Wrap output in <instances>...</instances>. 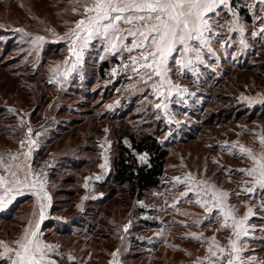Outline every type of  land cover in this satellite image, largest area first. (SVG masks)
I'll use <instances>...</instances> for the list:
<instances>
[{"label": "rangeland", "instance_id": "rangeland-1", "mask_svg": "<svg viewBox=\"0 0 264 264\" xmlns=\"http://www.w3.org/2000/svg\"><path fill=\"white\" fill-rule=\"evenodd\" d=\"M88 2L90 0H0L2 30L0 55L10 63L11 70H6L14 72L4 76L0 74V96H3L0 103L16 114L18 123L24 111L31 112L38 151L41 150L44 139L54 134L56 136L62 134L52 146L56 150H50L36 162L37 151L33 163L39 165L42 160L49 161V180L53 169L60 171L63 170L61 165L77 162L78 160L72 159L75 153L71 146L77 150L84 144L82 141L85 129L90 120L96 117L99 128L95 134L93 133L95 138L88 142L87 147L90 149L88 155L96 157V163L90 166L83 176L85 191L77 202V207L81 209L84 206V198V200L101 198L106 193L98 188L99 184L107 179L112 168L116 133L124 136V130L136 135L141 132H152L170 151L161 185L150 191L147 199L136 201L133 215L119 223L120 244L109 254L108 263L125 264L123 258L126 254L124 257L122 249L127 251L130 242L142 239L149 241V245L143 247L145 250H142V247L138 248L137 245L139 252H127L128 256H134L133 264H163L165 250L168 251L175 241L178 242L175 237L171 238L174 235L181 237L184 250L178 259L170 255L168 264H195L198 258H203L207 254L210 238L213 236L222 246H228L229 239L235 237L233 229L220 226L223 217L218 210L213 209L208 213L196 203L198 198L211 200V195L205 196L203 191L197 192V185H189L185 181V177L191 173L195 181H207L206 185H199V189H207L209 185H214L217 189L227 191L229 196L225 203L233 209L234 216L238 213L237 204L245 200V195L246 201L249 199V202L257 207L259 211L257 238L249 244V252L255 254L251 258V264H264V189L256 185L253 192H247L246 189L253 185L245 183L250 181L245 172L238 171L252 166L248 161L245 164L242 162L247 155L241 152L244 142H240L239 136L250 131L248 127L251 122L262 123L264 118L243 122L236 120V117L231 119L228 115H219L215 123L205 118L207 108L214 100L212 97L215 86L236 66L252 62L262 50L264 0H228L229 6L228 4L220 6L215 10L218 15L210 14L213 18L209 22L215 29V35L212 36L210 43L215 55L204 49L201 52L202 60H193L189 67L176 64L170 57L167 75L172 85L179 87L172 88L169 93L170 85L164 84V92L160 96L152 86L153 83H160L158 77L153 75L152 79L148 80L150 73L146 74L145 69L133 70L135 66L130 57L135 56L139 61L141 58L138 50L131 53L125 50L106 52L104 49L108 42L94 36L88 47L83 49L82 60L76 62V57L69 51L70 47H73L70 37L75 29V22L84 15L83 5ZM239 7L247 8L251 22L246 21L239 13ZM233 13L236 14L235 17ZM235 20H238L237 30H231ZM238 28H243L244 31L241 33ZM252 32L257 34L253 36ZM36 36H42L44 39L38 43L34 42ZM125 44L130 46L131 38L126 40ZM101 57L117 59L109 71V79L101 78L97 73ZM173 57L183 60L184 54L173 53ZM18 83L20 88L24 87L22 85H28L29 90L18 92L16 89ZM237 98L239 103L251 107L264 106V90L254 93L242 92ZM158 103L162 104L161 108L155 107ZM36 105L40 110L35 114L33 109ZM73 120L75 122H72ZM70 124L74 126L70 128ZM20 128L23 130L20 141H24L27 139V133L21 126ZM254 135L249 138L248 144L252 149L256 147L259 149L258 152H264L260 139L257 140V135ZM72 136L76 141L69 145ZM123 143L130 146L128 137H123ZM67 153L71 155L65 156ZM144 154L137 155L140 162L147 160V155L144 159L140 158ZM80 155L83 153L75 156ZM105 158L107 164L102 168L100 165L105 163ZM73 173H77L76 176L79 177L82 175L75 171ZM174 177L181 179L177 181ZM188 187H193L194 190L187 196H182ZM47 193L49 194L48 191ZM28 205L31 208L29 207L28 214H25L27 222L36 207L34 202ZM48 214L47 210L43 222ZM33 216L32 224H35L39 216V207ZM167 218L174 222L170 220V224L166 226ZM138 220L144 222L150 220L156 222L158 226L150 229L146 235L141 234L134 230ZM125 225H128L126 231ZM42 227L43 225L40 226L42 241L58 246L48 253L58 264L88 262L89 252L83 255L80 251L73 250L71 246L64 249L58 240L59 235L51 231L47 238L44 233L48 230ZM22 232L23 229L18 237ZM193 233L202 235L196 239L191 235ZM18 237L13 239L12 236L8 237L0 232V240L9 244ZM161 239L166 240L163 241L165 244L162 245L163 249L158 252L149 251L152 245L154 243L156 245V241ZM69 240H72V237ZM167 245L169 247H166ZM133 249L134 247L131 248ZM0 251L3 249L0 248ZM114 251L117 253L115 257L111 255ZM244 251L243 248L242 252ZM242 252L241 259L245 260ZM69 253L76 257L75 261L68 259ZM0 264L4 262L0 261ZM203 264L207 262L203 261Z\"/></svg>", "mask_w": 264, "mask_h": 264}, {"label": "trees", "instance_id": "trees-1", "mask_svg": "<svg viewBox=\"0 0 264 264\" xmlns=\"http://www.w3.org/2000/svg\"><path fill=\"white\" fill-rule=\"evenodd\" d=\"M239 13L246 21H252L247 8L239 7ZM115 62H117V59L113 57L99 59L97 73L101 78L109 79V71ZM6 63L5 58L0 55V74L3 76L14 73L6 70H11L10 63ZM22 86L24 87L20 88L18 83L16 88L18 92L29 90L27 88L28 85ZM258 90H264V46L252 62L236 66L215 86L212 97L214 100L211 103L212 105L208 106L205 118L211 123H215L219 115H228L231 119L236 117V120L243 122L264 118V106L251 107L245 103H239L237 98L242 92L254 93ZM2 97L0 96V99ZM0 104V144L15 146L21 140L23 130L19 126L16 114L4 104ZM38 110L40 108L36 105L33 112L36 114ZM72 122H75V120ZM69 126L71 128L74 125L70 124ZM98 128L96 117L92 118L84 132L82 141L84 144L80 145L77 150L71 146L75 155L81 153L84 155H80L83 156H79L80 158L75 155L72 156V159L78 160V163L73 161L67 164L68 166L65 164L61 165L63 170H52L49 177V187L53 196V206L42 227L48 230L44 233L47 238L51 231L59 235L58 240L64 249H68L71 246L73 250H78L83 255L89 252V260L86 264H109V254L120 244L118 238L121 234V230L119 232L120 224L127 217L130 218L133 215L136 201L147 199L150 191L159 188L170 154L168 147L152 132H141L136 135L124 130V136L121 133L118 135L116 133L112 168L107 179L101 182L99 184L100 188H98L106 191V193L101 198L85 200L83 208L79 209L77 202L85 191L83 176L87 173V169L96 163V157L92 158L88 155L90 150L87 148L89 146L88 142L94 140L95 136H93V133L95 134ZM74 130L76 129H73V134L75 135L76 131ZM61 136L62 134L58 136L54 134L52 137L43 140L41 150L36 154V162L46 156L50 150H56L52 146ZM123 137H128L130 146L123 143ZM73 140L72 136V140L68 144L71 145L72 142L76 141ZM141 153L147 154L145 162L138 160L137 155ZM68 155L71 154L67 153L65 156ZM67 171L70 172L68 173ZM74 171L82 175L80 177L76 176L77 173H73ZM29 203L32 204L31 197H24L7 210L0 212V232H3L8 237L12 236L13 239L17 238L26 223L25 214H28ZM54 214L64 217V219L54 217ZM121 217L124 219H120ZM170 220L172 223L174 222L172 219L167 218L166 226L170 224ZM138 221V225L134 227V230L141 234L146 235L150 229L158 226L156 222L150 220H145V222ZM71 237L72 240L68 241ZM174 237L178 242L175 241L171 248L169 245L166 246L170 249L168 248V251L165 250V257L162 258L163 264L169 263L170 255L178 259L183 253V240L175 235L171 238L174 239ZM165 239L157 240L156 245L154 243L149 251H160L162 245H165L163 243V241H166ZM147 244L149 245V241L142 239L130 242V247L127 251L122 249L124 257L126 254V257L123 258L125 264H133L134 256H128L127 252H139L137 250L141 247L142 250H145L143 247L147 246ZM132 247H134L133 250H131ZM148 261L151 262V260Z\"/></svg>", "mask_w": 264, "mask_h": 264}, {"label": "snow or ice", "instance_id": "snow-or-ice-1", "mask_svg": "<svg viewBox=\"0 0 264 264\" xmlns=\"http://www.w3.org/2000/svg\"><path fill=\"white\" fill-rule=\"evenodd\" d=\"M227 3L228 0H90L83 5L82 18L75 22V29L70 37L73 47H70L69 51L74 54L76 62L79 63L82 60L83 49L88 47L94 36H99L108 42V46L104 49L106 52L125 50L131 53L138 50L141 58L139 61L135 56L130 57L135 66L133 70L145 69L146 74L150 73L148 80H151L153 75L159 78L160 83L152 85L158 96L163 94L164 84L170 85L168 89L170 93L172 88L179 86L172 85L168 78L169 58H173L175 63L182 67H189L193 60H202L201 52L204 49L215 55L210 43L212 36L215 35V29L209 22L213 18L209 14L218 15L215 10ZM73 11L75 12L76 9L74 8ZM235 15L233 13L234 17ZM236 25L238 20L234 21V27L231 30H237ZM238 30L241 33L244 31L243 28ZM261 31L264 32V28ZM251 34L255 36L257 33ZM129 38H131L130 46L125 44ZM43 39L42 36H36L34 42L38 43ZM241 43L243 44L244 41ZM173 53H183L184 59H176ZM161 106V103L155 105L157 108ZM164 107L167 106L164 105ZM27 132L29 134L32 132L31 127L27 129ZM259 139L264 147V136ZM33 144L35 141H28L29 148ZM20 146L24 148L25 141H20ZM241 152L246 153L253 162L250 168L238 170L245 172L251 178L245 183H251L253 187L247 188L246 191L253 192L256 185L264 189V152L256 155L251 149H245L243 146H241ZM22 155L25 160L19 161L17 155L9 153V159L13 163H9L3 155H0V168L3 169V174H0V189H2L0 208L11 203L15 196L21 194L22 189H31L34 190L33 194L39 201V216L35 224L29 221L20 238L12 241L11 244L0 240V248L3 249L0 251V261L4 264H58L48 255L58 246L46 244L40 237V224L45 219V209L48 206L47 202L50 201V196L44 189L46 181L43 179L42 171L33 170L32 165L27 162L30 151ZM146 155L140 158L144 159ZM106 164L107 158L100 167L104 168ZM174 179L180 181L181 178L174 177ZM185 181L189 185H197V192L203 191L205 196L211 195V200L198 198L196 203L208 213H211L213 209L218 210L223 217L220 222L221 227L228 226V221L231 219L236 237L229 239L228 246H222L216 241L215 236L211 237L207 254L203 258H198L195 264H203V261L207 264H251L250 259H241L240 254L243 248L239 247L237 242L241 235H247L243 224L253 214L252 208L249 207L247 214L237 221L232 210L226 206L225 202L229 196L227 191L217 189L214 185H209L207 189H199L198 186L206 185L207 181H195L191 173L185 177ZM193 190V187H188L181 195L187 196ZM234 195L238 196L239 193ZM127 228L128 225H125V231ZM191 235L199 239L202 234ZM111 255L115 257L117 253L114 251ZM68 259L75 261L76 257L69 253Z\"/></svg>", "mask_w": 264, "mask_h": 264}, {"label": "crops", "instance_id": "crops-1", "mask_svg": "<svg viewBox=\"0 0 264 264\" xmlns=\"http://www.w3.org/2000/svg\"><path fill=\"white\" fill-rule=\"evenodd\" d=\"M227 6H229V4ZM124 27H129V25H124ZM248 128L250 130V131H248V133L244 132L242 135L243 137L239 136L240 142L242 143V141H243L245 143V144L242 143L243 148L251 149L254 154L257 153L256 155H259L258 153L261 154L262 152H260V151L258 152L259 149H257L256 147H253V149H252V146L249 145L250 144L249 138L255 134L254 136L257 135V140H259V138L264 135V122H262V123L261 122H259V123L258 122H253V123L251 122ZM251 133H253V134H251ZM246 144H247V147H245ZM254 146H256V145H254ZM24 152H29V151L27 149H22L20 147V141L15 146H6L5 144H0V155H3L5 160L8 161L9 163H13L9 159V153L17 155L19 161H24L25 157L22 155V153H24ZM243 154L247 155L246 153H243ZM33 157L34 156L30 152V156L28 157L27 162L32 165V168L34 166H36L35 163H33ZM245 158L242 159L243 164H245L247 161L250 163H253L248 155L245 156ZM0 174H3L2 168H0ZM248 178L251 179L249 176H248ZM44 189L47 190L49 192V195H50V201L47 202L48 206L45 209V215H46L47 210L49 211V214H50L51 208L53 206V196H52V193H51V190L49 187V180L48 179L45 183ZM33 191L34 190H31V189H22L21 194L15 196V198L11 201V203H8L5 207L0 208V212L7 210L11 205L15 204L21 198L31 197L32 202H34L35 206H36L35 209H33L34 211H32V212H33V214L36 213L37 207H39V201L37 200L36 196L33 194ZM86 193L87 192H85V194ZM0 194H2V189H0ZM246 196L247 195L244 196L245 200H242L240 203L237 204L238 213L236 214L235 217H236L237 221L241 220L247 214L249 207L252 208L253 214L246 221H244V224H243V227L247 230V235H241L240 240L237 243H238L239 247L244 246L243 248L245 250L244 251L245 253L242 252V255H243L242 257L245 258V260H249V259L251 260V258L253 256H255V254H253L252 252L251 253L249 252L250 251V248H249L250 245L249 244L251 243L252 240L257 238L256 234H257V227H258L259 211H258L257 207L254 206L253 203L249 202V199L246 201ZM5 199H7V197H5ZM84 199H83V204L85 202ZM83 204H82V206H83ZM231 210H233V209H231ZM33 214L29 218V221H31V222H32L33 217H34ZM53 216L58 217L56 214H54ZM61 219H64V217H61ZM29 221L28 222L26 221V223L24 224L23 231L28 226ZM41 222H42V224H40V226H42L44 223L43 221H41ZM226 228L233 229L231 219L228 221V226H226ZM22 233H21V235H22ZM20 236L18 238H20ZM234 236H235V234L233 235V237ZM234 238H236V237H234Z\"/></svg>", "mask_w": 264, "mask_h": 264}, {"label": "built area", "instance_id": "built-area-1", "mask_svg": "<svg viewBox=\"0 0 264 264\" xmlns=\"http://www.w3.org/2000/svg\"><path fill=\"white\" fill-rule=\"evenodd\" d=\"M12 108V107H11ZM19 124L20 126L25 130V132L27 133V139H25V147L22 149H27L28 151L31 152V154L34 156L36 154V152L38 151V147H37V136L35 134V125L32 122V114L29 111H24L21 115H20V119H19ZM31 127L32 132L29 134L27 132V129ZM29 140H33L35 141V144L31 145V147L29 148L28 146V141ZM21 147V146H20ZM49 169H50V165H49V161L48 160H42L39 165H36L34 167L33 170L35 171H42V176L43 179L45 181H47L48 179V173H49Z\"/></svg>", "mask_w": 264, "mask_h": 264}, {"label": "water", "instance_id": "water-1", "mask_svg": "<svg viewBox=\"0 0 264 264\" xmlns=\"http://www.w3.org/2000/svg\"><path fill=\"white\" fill-rule=\"evenodd\" d=\"M41 224H42V222H41Z\"/></svg>", "mask_w": 264, "mask_h": 264}]
</instances>
